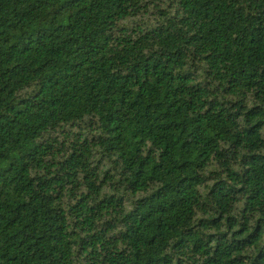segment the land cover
Returning a JSON list of instances; mask_svg holds the SVG:
<instances>
[{"label":"trees","instance_id":"obj_1","mask_svg":"<svg viewBox=\"0 0 264 264\" xmlns=\"http://www.w3.org/2000/svg\"><path fill=\"white\" fill-rule=\"evenodd\" d=\"M0 264H264V0H0Z\"/></svg>","mask_w":264,"mask_h":264}]
</instances>
